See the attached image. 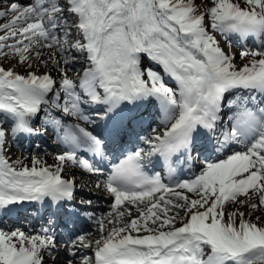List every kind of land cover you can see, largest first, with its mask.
I'll list each match as a JSON object with an SVG mask.
<instances>
[{"label": "snow or ice", "instance_id": "obj_1", "mask_svg": "<svg viewBox=\"0 0 264 264\" xmlns=\"http://www.w3.org/2000/svg\"><path fill=\"white\" fill-rule=\"evenodd\" d=\"M210 2L201 11L195 0H9L0 10V19H7L0 24V56L31 69L42 58L38 49H55L65 65L50 56L58 81L48 73L21 75L0 67V211L33 204L51 210L36 234L0 229V264H45V254L56 264L60 248L68 257L80 254V264H264V226L245 219L264 209V0H243V6ZM209 27L226 38L254 37L260 47L241 52V59H251L237 69ZM73 49L86 64L75 79L67 66L78 57H64ZM151 99L159 103L165 129H153L156 134L144 140L147 150L129 153L96 184L114 198L108 216L96 219L77 205L76 182L62 173L70 164L104 175L78 159L77 151L103 159L105 140L79 124L64 125L52 110L91 124L82 106H97L102 129L115 138ZM42 106L47 117L34 129L30 121ZM7 122L13 135L54 129L66 148L56 156V167L35 157L31 167L10 163L4 155ZM233 145L239 150L222 158ZM154 155L163 159L170 180L177 171L173 157L202 167L190 179L165 184L145 172V161ZM230 204L238 207L227 211ZM131 208L136 218L125 220ZM81 217L98 226L101 236L94 244L87 235L73 234ZM105 220L113 225L106 235ZM82 249H92L94 259Z\"/></svg>", "mask_w": 264, "mask_h": 264}, {"label": "rangeland", "instance_id": "obj_2", "mask_svg": "<svg viewBox=\"0 0 264 264\" xmlns=\"http://www.w3.org/2000/svg\"><path fill=\"white\" fill-rule=\"evenodd\" d=\"M199 1L201 3L207 4V0H203L204 2H202V0H199ZM198 5H200L199 7H200L201 11L204 9V6H206V5H203V4H198ZM1 24H3V21H1ZM7 51L8 50L5 49V52H7ZM40 52L42 53V59L39 60V61L38 60H33L31 69H28L26 64L25 65L19 64L17 62V58L12 57V56H0V67H3L5 69H14L18 74H21V75H25L28 71H34L38 75L49 72L50 73L49 75H51V77L54 80H56L57 76L59 74V71H58V69H57V67L55 65L50 63V59L49 58H50V56H52L51 52L49 50L40 51ZM34 55H35V53L33 52V56ZM44 58H47V60H43ZM55 59L58 61V59L56 57H55ZM45 62H48L47 65L45 64ZM63 67H65V65H63ZM237 69H239V67H237ZM254 202L258 203V201H254ZM237 207L238 206L230 204L229 206H227V209L228 210L231 209L230 211H233ZM239 210L240 211H245L246 213L248 212V209H246V208H240ZM258 217H259V220H257ZM245 219H249L253 223H258L259 226H264V209L256 210V211L252 212L250 216L246 215ZM177 226H180V225L177 224ZM59 262H60V260L58 258H56V264H58ZM76 263L79 264V260H77Z\"/></svg>", "mask_w": 264, "mask_h": 264}, {"label": "bare ground", "instance_id": "obj_3", "mask_svg": "<svg viewBox=\"0 0 264 264\" xmlns=\"http://www.w3.org/2000/svg\"><path fill=\"white\" fill-rule=\"evenodd\" d=\"M199 1V0H198ZM202 2H204L203 0H202ZM72 21V18L71 17H69V22H71ZM74 34V33H73ZM48 54V53H47ZM44 57V56H43ZM46 57V56H45ZM42 59V58H41ZM43 60H47V58H44ZM51 63V62H50ZM189 196H192V194L191 193H187ZM231 210V209H230ZM230 210H228L227 209V211H230ZM53 264V263H52ZM77 264V263H76Z\"/></svg>", "mask_w": 264, "mask_h": 264}]
</instances>
